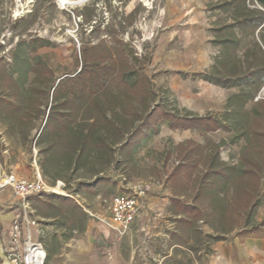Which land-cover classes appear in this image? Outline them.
<instances>
[{
    "label": "rangeland",
    "instance_id": "obj_1",
    "mask_svg": "<svg viewBox=\"0 0 264 264\" xmlns=\"http://www.w3.org/2000/svg\"><path fill=\"white\" fill-rule=\"evenodd\" d=\"M197 14V28L210 44L209 58L189 59L179 70L168 66L159 59L163 50L171 49L164 48L163 40L190 27L188 22ZM19 47L20 57L28 58L33 70L27 81L14 70ZM110 56L127 60L146 76L153 93L148 97L142 88L123 92V85L114 84L115 93L105 101L122 106L118 111L123 115L109 127L104 144L85 160L79 149L80 114L67 121L75 134L70 145L65 130L56 133L46 124L50 113L79 112L82 105L65 91L69 85L55 92L60 81ZM206 77L227 87L207 82ZM263 80L264 8L254 0H0V180L14 176L34 182L40 175L49 186L65 185L64 194L45 193L28 200L29 217L36 222L30 231L47 252L44 264H207L217 243L213 230L203 218L193 223L178 216L184 208L172 202L175 191L193 202L194 189L206 182L204 159L192 179L176 174L175 168L182 143L204 146L207 138L220 143L234 133L172 130L164 122L148 139L139 133L129 141L133 131L140 130L142 113L159 104L181 115L220 119L229 98L246 92L245 98L253 99L244 103L242 98L234 105L251 112L264 99ZM251 130L246 128L247 133ZM43 132H48L45 137ZM244 146V139L227 142L221 148L223 161L238 165ZM197 176L200 179L193 182ZM143 184L152 188L147 199L151 229L126 236L109 220L110 200L124 188ZM61 198L74 200L85 216L63 206ZM22 213L11 189L1 190L0 264H28L29 228L23 225L17 239L13 231ZM255 221L264 222V202ZM262 236L264 225L250 235L234 231L226 241Z\"/></svg>",
    "mask_w": 264,
    "mask_h": 264
},
{
    "label": "trees",
    "instance_id": "obj_2",
    "mask_svg": "<svg viewBox=\"0 0 264 264\" xmlns=\"http://www.w3.org/2000/svg\"><path fill=\"white\" fill-rule=\"evenodd\" d=\"M254 1L264 8V0ZM262 23L263 21L259 23V26ZM20 51L19 47L15 53L14 70L19 73L21 79L27 81L29 73L33 70L30 69L28 58L20 57ZM205 80L223 88L227 87L207 77ZM116 83L124 86L123 90L119 89V91L142 88L148 97H152L153 92L149 79L132 67L127 60L117 59L115 56L102 59L95 66H86L76 77L60 81L55 89V92L62 93L63 88L66 89L69 85L68 90L65 91L72 93L82 105L79 112L66 109L58 111L56 115L50 113L46 126L55 127L56 133L65 130L64 134L70 145L75 134L67 121L74 120V115L80 114L83 129L79 149L85 156V160L93 157L98 147L104 144L109 127L113 125L116 117L118 119L119 115H123L124 111H118L122 109V106L115 104L114 101H105L109 95L112 96L115 93L114 84ZM116 95L119 98L122 97L121 93ZM244 95L246 92L231 96L227 112L220 119L210 115L204 117L193 114L181 115L166 109L164 104H159L151 112V107H149L141 115L140 130H134L129 141L132 143L134 135L139 133L144 139H148L159 132L164 122H168L172 130H201L207 134L226 130L234 133L229 140H223L220 143L208 138L204 146L193 141L182 143L179 163L175 168L176 174H184L192 179L195 169H199L200 162L202 158L204 159L202 173L206 182L194 189L193 202H186L185 193L177 191H175L172 202L184 208L182 212L180 210L176 212L178 216L184 215L193 223L202 218L205 219L213 230L212 238L217 243L226 241V237L234 231L242 230L250 235L256 227L264 225V222L255 221L257 212L264 202V196L261 194V186L264 183V99H259L251 112H247L244 107L237 108L234 105L242 98H244V103L253 99L252 97L245 98ZM248 126L252 128L249 133L246 131ZM47 133L43 132V137ZM241 139H244L245 146L241 150L240 163L233 165L223 161L221 148L227 142L236 144ZM120 140L123 141V137ZM193 155L195 159L190 160L189 157ZM199 179L197 176L193 182ZM60 201L63 206L78 211L79 216H85L74 200L61 198Z\"/></svg>",
    "mask_w": 264,
    "mask_h": 264
},
{
    "label": "built area",
    "instance_id": "obj_3",
    "mask_svg": "<svg viewBox=\"0 0 264 264\" xmlns=\"http://www.w3.org/2000/svg\"><path fill=\"white\" fill-rule=\"evenodd\" d=\"M6 184L2 190L10 188L13 196L16 198V203L22 209V219L14 220L13 231L15 238L22 233L23 225L29 228L28 237L25 240L27 245L28 240L32 238L31 228L36 226V222L31 220L28 214V200L32 197L45 193H63L65 185L58 182L55 186H49L39 175L34 182H21L14 176L7 177ZM56 189L62 190L58 192ZM151 187L148 184L140 186H131L124 188V191L112 196L110 200V222L118 227L123 234L131 236L136 234H147L151 229L149 221V205L148 196L151 192ZM27 258V252H26Z\"/></svg>",
    "mask_w": 264,
    "mask_h": 264
},
{
    "label": "crops",
    "instance_id": "obj_4",
    "mask_svg": "<svg viewBox=\"0 0 264 264\" xmlns=\"http://www.w3.org/2000/svg\"><path fill=\"white\" fill-rule=\"evenodd\" d=\"M193 16H195L194 13ZM191 17L192 15L189 16V19ZM200 17L197 14L194 19H191L188 22L190 27L180 29L179 35L174 34L163 40V42H166L164 48L171 49L169 51L163 50V55L159 59L163 60L168 66H173L179 70L184 69L183 65L187 64L189 59L191 61H204L209 58L208 47L210 44L201 37L202 35L197 28L198 18ZM193 29L194 31H191ZM195 32L197 33L195 34ZM186 47L193 49L190 52L180 51V49ZM186 53L188 55L184 56ZM207 264H264V236L243 240L233 238L218 242L215 244Z\"/></svg>",
    "mask_w": 264,
    "mask_h": 264
},
{
    "label": "bare ground",
    "instance_id": "obj_5",
    "mask_svg": "<svg viewBox=\"0 0 264 264\" xmlns=\"http://www.w3.org/2000/svg\"><path fill=\"white\" fill-rule=\"evenodd\" d=\"M67 3L69 4L70 2H67ZM6 180L7 178L0 180V187L6 184L5 182ZM2 189L3 188H1L0 191ZM26 248H27L28 264H44V261L47 258V252L44 249L42 244L36 242L33 239V236L30 240H28Z\"/></svg>",
    "mask_w": 264,
    "mask_h": 264
}]
</instances>
